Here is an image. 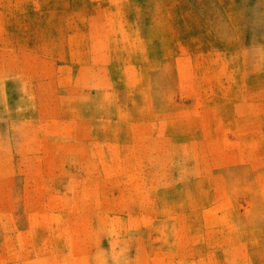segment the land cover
I'll list each match as a JSON object with an SVG mask.
<instances>
[{
  "label": "rangeland",
  "instance_id": "obj_1",
  "mask_svg": "<svg viewBox=\"0 0 264 264\" xmlns=\"http://www.w3.org/2000/svg\"><path fill=\"white\" fill-rule=\"evenodd\" d=\"M0 264H264V0H0Z\"/></svg>",
  "mask_w": 264,
  "mask_h": 264
}]
</instances>
